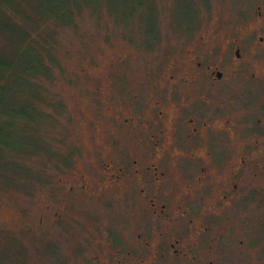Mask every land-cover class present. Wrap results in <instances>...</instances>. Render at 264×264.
<instances>
[{"label":"flooded vegetation","instance_id":"obj_1","mask_svg":"<svg viewBox=\"0 0 264 264\" xmlns=\"http://www.w3.org/2000/svg\"><path fill=\"white\" fill-rule=\"evenodd\" d=\"M251 34L217 46L208 30L166 64L147 69L143 57L134 76L116 68L122 57L93 64L106 67L94 77L79 70V128L54 147L47 191L52 225L76 238L77 264H249L237 258L246 241L260 244L252 234L264 208V117L244 114L240 91L225 102L210 94L236 75L264 76V36Z\"/></svg>","mask_w":264,"mask_h":264},{"label":"rangeland","instance_id":"obj_2","mask_svg":"<svg viewBox=\"0 0 264 264\" xmlns=\"http://www.w3.org/2000/svg\"><path fill=\"white\" fill-rule=\"evenodd\" d=\"M85 1L88 3L80 1L81 6L75 12L73 22L67 23L68 21L63 20L60 25L52 20H46L43 25L39 22L41 27H45L42 32H51L55 39L53 46L57 63L51 74H43L40 82L36 80L43 89L41 99H35L40 108L35 126H42L39 131L46 138L45 147L54 152V147L59 146L62 137L68 136L72 139L79 128L71 117L73 86L78 82L79 70L86 68L91 74L90 77H94L103 73L106 67L101 66L96 71L98 68L94 69L93 64L108 63L112 57L119 61L122 57L116 68L122 66L119 69L121 71L127 67L126 71L133 76L134 73L142 74L143 57L144 64L149 67L147 69L153 68L157 63L166 64L191 44L192 40L208 30L216 34V37L212 35V40L217 46L226 45L229 38L243 37L251 32L253 36L256 33L264 36V28L262 29V23L258 21L259 6L263 9L264 0ZM24 2L37 12L44 3L50 8L53 7L52 3L59 4L57 0ZM4 4L3 2L0 5V46L3 47L0 59H9L22 42L21 31L26 30V26L32 27L37 23L29 16L13 11V8H10L13 11L12 16L7 15L9 10L4 8ZM39 13L42 14L41 11ZM15 24L18 25L17 29ZM8 36L16 37L17 40L10 41ZM213 51L218 54L217 48ZM259 66L264 73V58ZM20 69L21 66L18 71ZM14 78L15 76H11L9 81ZM33 80L35 81L34 78ZM133 81L135 82L134 79ZM11 82L13 91L19 89L18 82ZM29 83L34 84L28 79ZM230 85L227 90L221 88L218 92L211 93V99L225 102L230 96L236 97L235 93L232 94L233 91H240L245 100L244 114L264 117V76L257 81H249L243 75H236ZM10 92L5 94L3 110L7 106L12 108L13 96ZM249 100L251 104H246ZM33 126L26 129L27 142L38 136ZM22 142L25 144L24 138ZM43 152L45 151L30 154L32 152L28 151V154L24 151L20 157H16L17 154L14 153H2L0 156V224L3 223L0 225V264L79 262L75 248L76 238L65 233L58 234L60 226L52 225L51 212L47 208V191L52 183H56L57 170L54 164L60 156ZM18 177L20 181L16 180ZM23 177L28 180L24 181ZM80 209L81 207L75 206L70 214L81 217ZM262 211L253 223L252 234V240L260 244L246 241L244 250L247 253L237 258L238 262L254 264V252L259 250L261 264H264V208ZM247 230H251L248 225L240 228L236 238L247 235Z\"/></svg>","mask_w":264,"mask_h":264},{"label":"trees","instance_id":"obj_3","mask_svg":"<svg viewBox=\"0 0 264 264\" xmlns=\"http://www.w3.org/2000/svg\"><path fill=\"white\" fill-rule=\"evenodd\" d=\"M24 1L3 0L5 3L4 8H8L9 10V12H6L7 15L10 14L12 16L11 13L13 11L23 13L25 16H29L31 20L36 21L37 25H32V27L31 25L30 27L26 26V30L21 31V34L23 33L22 42L14 51L12 58L7 59L4 57L0 59V156L14 153L17 154L16 157H20L24 151L26 153L28 151L32 152L30 154L45 151L43 153L56 156L57 150L54 152L45 147V143H47L46 138L39 131L42 129V126L38 124L35 126L37 111L40 112L39 105L36 104L37 100L35 101V99H41L43 89L42 85L36 82V80L40 82V77L43 74H51L53 67L57 63V54L53 46L55 39L51 35V32H42L45 27H41L40 24L43 25V23H46V20H52L59 25L63 20L68 21L67 23L73 22V16L77 9L80 8L81 2H88L85 0H57L59 4L52 3V8L48 5L46 6L44 3L39 8V11L42 12L40 14L39 11L32 10V7H29ZM2 3L0 2V5ZM10 8H13V11ZM15 25L17 29L18 25ZM32 29L34 30L32 31ZM9 40L13 41L17 39L16 37H9ZM2 50L3 47L0 46V52ZM27 55L28 58H26ZM20 66L21 69L18 71ZM11 76H15L14 80L11 81L19 83V89L15 91H13L12 82L9 81ZM28 79L34 84H28ZM6 92L12 93L13 101L11 107L13 109L7 106L3 110ZM62 107L63 105L61 104ZM32 126L35 127V134L38 136L27 142L25 137L28 136V130L26 129ZM14 130H17L19 133L17 134ZM23 138L25 139V144L22 142ZM23 179L24 181L28 180L25 177ZM16 180H19V177Z\"/></svg>","mask_w":264,"mask_h":264}]
</instances>
